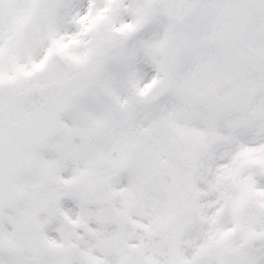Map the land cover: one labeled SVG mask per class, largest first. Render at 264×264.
<instances>
[{
    "label": "clouds",
    "instance_id": "1",
    "mask_svg": "<svg viewBox=\"0 0 264 264\" xmlns=\"http://www.w3.org/2000/svg\"><path fill=\"white\" fill-rule=\"evenodd\" d=\"M0 264H264V0H0Z\"/></svg>",
    "mask_w": 264,
    "mask_h": 264
}]
</instances>
